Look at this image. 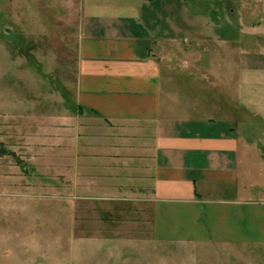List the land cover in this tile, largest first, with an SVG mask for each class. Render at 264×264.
Listing matches in <instances>:
<instances>
[{"label": "rangeland", "instance_id": "374dc122", "mask_svg": "<svg viewBox=\"0 0 264 264\" xmlns=\"http://www.w3.org/2000/svg\"><path fill=\"white\" fill-rule=\"evenodd\" d=\"M159 1L168 50L204 85L214 69L212 81H227L187 87L193 96L170 89L196 100L195 116H215L200 99L228 113L234 104L236 122L238 70L264 66V0ZM80 20V0H0V264H264L262 234L233 245L160 239L144 205L98 198L76 186L66 155L55 163L52 138L76 107Z\"/></svg>", "mask_w": 264, "mask_h": 264}, {"label": "crops", "instance_id": "0c3cea01", "mask_svg": "<svg viewBox=\"0 0 264 264\" xmlns=\"http://www.w3.org/2000/svg\"><path fill=\"white\" fill-rule=\"evenodd\" d=\"M157 1L80 0L76 107L52 138L55 163L66 155L76 186L98 198L144 205L160 239L233 245L264 235V66L238 70L236 122L234 104L228 113L212 97L200 100L215 116H195L196 100L170 87L227 81H212L214 69L204 85L168 50Z\"/></svg>", "mask_w": 264, "mask_h": 264}, {"label": "trees", "instance_id": "16d2710c", "mask_svg": "<svg viewBox=\"0 0 264 264\" xmlns=\"http://www.w3.org/2000/svg\"><path fill=\"white\" fill-rule=\"evenodd\" d=\"M1 151V150H0Z\"/></svg>", "mask_w": 264, "mask_h": 264}]
</instances>
